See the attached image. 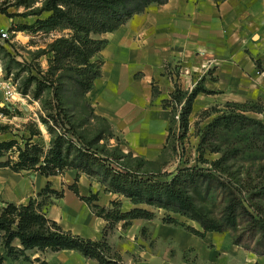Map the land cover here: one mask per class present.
Here are the masks:
<instances>
[{"label": "crops", "instance_id": "0c3cea01", "mask_svg": "<svg viewBox=\"0 0 264 264\" xmlns=\"http://www.w3.org/2000/svg\"><path fill=\"white\" fill-rule=\"evenodd\" d=\"M48 16L44 13L22 25L32 26ZM11 22L0 12V32ZM93 38L106 44L92 60L101 65V76L84 101L119 136L122 152L161 166L155 173L167 172L165 166L176 155L182 105L176 113L164 107L176 88L191 94L201 85L208 92L199 93L193 103L189 131L200 114L228 104L256 105L264 114V0H168L151 5L117 31ZM45 59L41 65L46 70L49 56ZM76 179V171L46 178L33 171L2 169L0 202L26 206L47 186L64 191L61 199L44 207L47 219L66 232L100 241L107 222L84 198L96 196L93 205L101 208L121 202L123 212L135 207L123 195L106 192L97 180L85 175ZM141 208L156 213L157 219L135 220L127 227L120 222L109 236L123 264H264L228 234L212 232L200 238L163 224V211ZM14 246L22 248L18 241ZM28 255L33 264H40L37 259L49 264H98L69 250Z\"/></svg>", "mask_w": 264, "mask_h": 264}, {"label": "trees", "instance_id": "16d2710c", "mask_svg": "<svg viewBox=\"0 0 264 264\" xmlns=\"http://www.w3.org/2000/svg\"><path fill=\"white\" fill-rule=\"evenodd\" d=\"M168 0H46L43 8L33 15L41 17L44 13L49 16L38 19L32 26H22L20 31H27L36 36L62 34L49 44L45 52L49 56L48 70L41 73V79H35L37 93L47 89L53 90L49 104H54L56 113L50 115L48 130L53 140L48 149L40 143H33L41 132L37 125L29 126L30 139L25 140L23 147L15 140L0 143V171L10 169L15 173L33 171L46 178L61 176L68 171H76L77 179L85 175L97 180L108 193L123 195L135 207L123 212L121 202H112L110 208L93 205L96 196L84 198L98 217H102L107 226L100 241H92L81 236L64 231L56 222L47 219L44 207L53 205L61 199L64 191L57 192L47 186L36 199L29 204L16 205L0 202V241L2 252L0 264H33L30 251L40 253L76 251L89 260L98 264H123L121 255L109 244V236L120 222L124 227L135 220L152 221L157 214L142 209V206L163 211L162 223L168 226L182 228L200 238L206 234L228 233L227 226L234 227L237 221L239 201L230 200L225 207V216L221 222L212 218L211 208L198 203L196 197L204 194L205 199L210 196L214 184L225 187L224 178L234 177L235 161H264V124L257 125V141L251 147L250 121L239 112L260 113L262 108L256 105L228 104L225 110L212 108L203 116L217 115L204 130L199 132L201 143L198 154L202 164L211 168L193 167L178 169L174 173L142 172L140 163H144L131 155L124 154L120 149L105 154L96 145L102 139L97 138L85 143L83 137L77 134L72 117L64 109L65 101L62 93L67 84L85 96L101 76V65L94 63V56L105 46V41L96 40L94 35L113 33L125 25L135 15L142 14L151 5H164ZM33 3V0H31ZM26 8L32 5L23 2ZM258 66L262 65L259 61ZM199 93H208L198 85L191 93H185L176 88L170 101L164 102L165 108L174 113L178 106L180 111L179 135L180 139L187 137L189 132V118L193 103ZM249 121V122H248ZM227 147L218 145L222 140ZM242 142L243 145H242ZM238 144L242 145L240 148ZM253 148V149H252ZM207 150L221 153L222 158L210 162L204 159ZM129 161L138 163L135 167ZM246 184V183H245ZM243 180L239 188L259 190L264 192V186L254 187L252 183L245 186ZM253 188V189H251ZM71 189L78 194L76 186ZM260 215V214H259ZM195 222L202 231L188 225ZM264 231V221L256 222ZM18 241L22 248L14 243ZM235 245L239 242L235 241ZM40 264L46 261L36 260Z\"/></svg>", "mask_w": 264, "mask_h": 264}, {"label": "rangeland", "instance_id": "374dc122", "mask_svg": "<svg viewBox=\"0 0 264 264\" xmlns=\"http://www.w3.org/2000/svg\"><path fill=\"white\" fill-rule=\"evenodd\" d=\"M45 1L33 0L32 3L31 0H0V12L6 20L12 21L6 31L0 32V84L11 83L19 93L17 101L8 103L0 90V143L15 140L23 147L25 140L30 139V131L27 127L33 125H37L36 129L41 132L40 137L33 139V143H40L45 149H48L53 140V136L47 127L52 125L49 116L56 113L54 104H49L53 90L47 89L38 94L35 79H41V73L48 70V67L45 70L41 65L42 63L45 66V58L48 57L45 52L49 44L55 38L61 37L62 34L36 36L30 32L18 30L23 26L22 24L36 20V16L33 14L43 8ZM23 2H30L32 6L26 8L24 4H21ZM2 34H7V38H3ZM62 95L65 101L64 109L72 117L76 132L83 137L85 143L100 138L102 140L96 146L105 154L120 149L121 140L119 136L111 126L93 115L92 110L84 101V96L78 90L73 88L71 84H67V89ZM225 109L224 107L220 110ZM204 113L197 117L192 124L193 126H190L186 138L180 139V136L179 138L178 135L175 136L176 155L169 162L170 164H167L169 166H165L167 173H174L178 169L196 166L204 169L211 168L209 165L200 162L198 147L201 143V137L199 132L204 130L217 115L203 116ZM239 113L250 121L251 135L249 141L251 147H253L254 144H258L256 138L257 125L258 123L264 124V114H262V111L261 114L252 111ZM44 121L50 124H44ZM255 122L257 125H254ZM224 143L225 140L223 139L218 144L220 148H228V144ZM242 145L238 144L237 146L240 148ZM221 158V153H212L210 150H207L204 156V159L210 162ZM129 162L130 166L135 167L138 165L135 161ZM140 164L142 172H157L161 167L160 165L142 162ZM233 164L234 171L232 173L235 176L224 178L227 182L224 184L225 187L214 184L209 197L205 199L204 194H202L200 198L196 197V201L199 204L206 201L205 204L213 212L212 218L217 222H221L225 216L227 202L236 199V201L242 203L235 226H227L228 230L226 231L228 233L224 234L230 235L233 242H239L237 246L243 251L264 259V231L261 225H256V222L261 224V221H264V192L261 189L244 191L238 186L242 180L244 184L246 183L245 186H249L250 182L254 187L264 186V161L254 162L242 158ZM188 225L191 227L196 225L201 228L195 222H188ZM1 248L0 241V254L2 252Z\"/></svg>", "mask_w": 264, "mask_h": 264}, {"label": "built area", "instance_id": "2783aa9c", "mask_svg": "<svg viewBox=\"0 0 264 264\" xmlns=\"http://www.w3.org/2000/svg\"><path fill=\"white\" fill-rule=\"evenodd\" d=\"M2 37L7 38V34H2ZM0 90L3 93L6 102L13 103L18 100L17 96L19 93L11 83L0 84Z\"/></svg>", "mask_w": 264, "mask_h": 264}]
</instances>
